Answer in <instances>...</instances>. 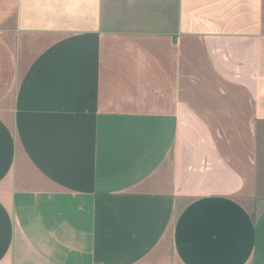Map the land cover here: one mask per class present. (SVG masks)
Returning a JSON list of instances; mask_svg holds the SVG:
<instances>
[{
    "label": "crops",
    "instance_id": "0c3cea01",
    "mask_svg": "<svg viewBox=\"0 0 264 264\" xmlns=\"http://www.w3.org/2000/svg\"><path fill=\"white\" fill-rule=\"evenodd\" d=\"M0 264H264V0H0Z\"/></svg>",
    "mask_w": 264,
    "mask_h": 264
}]
</instances>
